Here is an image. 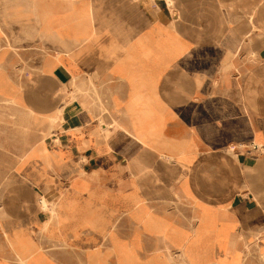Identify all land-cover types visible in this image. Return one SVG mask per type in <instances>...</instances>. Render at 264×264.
Instances as JSON below:
<instances>
[{
	"label": "crops",
	"instance_id": "crops-1",
	"mask_svg": "<svg viewBox=\"0 0 264 264\" xmlns=\"http://www.w3.org/2000/svg\"><path fill=\"white\" fill-rule=\"evenodd\" d=\"M0 9V264H264V0Z\"/></svg>",
	"mask_w": 264,
	"mask_h": 264
},
{
	"label": "bare ground",
	"instance_id": "bare-ground-1",
	"mask_svg": "<svg viewBox=\"0 0 264 264\" xmlns=\"http://www.w3.org/2000/svg\"><path fill=\"white\" fill-rule=\"evenodd\" d=\"M167 1V4L168 5H170V6H172L173 5V3H174V0H166ZM91 2V1H90ZM176 2V1H175ZM177 15V14H176ZM177 18V17H176ZM56 86H58V85H56ZM43 96V95H42ZM145 98V97H144ZM141 100H142V98H141ZM142 103V102H141ZM144 103V102H143ZM54 105V104H53ZM144 105V104H143ZM56 106V105H55ZM117 106V105H116ZM129 108H131V107H129ZM128 108V109H129ZM133 108V107H132ZM148 108V107H147ZM58 109V108H57ZM146 110V109H145ZM149 111H151V110H149ZM59 112H60V109L59 110H57L55 113H53V114H46V118H50L51 120H52V122L53 121H55L56 119H57V117L59 116ZM131 112H133V111H131ZM143 112V111H142ZM32 113V112H31ZM128 113V112H127ZM137 113V112H136ZM144 113V112H143ZM94 115V114H93ZM134 115V114H133ZM143 116V115H142ZM139 120V119H138ZM135 121V120H134ZM133 121V122H134ZM50 122V121H49ZM117 122V121H116ZM52 124V123H51ZM107 125L104 127V129H102V134H104L105 136H107V137H110V135H111V133L114 131V130H117V126H114L112 129L110 128V124L109 123H106ZM123 127V126H122ZM71 130V129H70ZM101 133V132H100ZM51 135V134H50ZM53 135V134H52ZM46 137V136H45ZM50 137V136H49ZM55 138H57V137H55ZM139 138V137H138ZM145 140V139H144ZM147 143H148V140H147ZM150 145V144H149ZM152 145V144H151ZM154 145V144H153ZM174 146V145H173ZM160 147V146H159ZM45 148V147H44ZM169 150V149H168ZM172 151V150H171ZM174 152V151H173ZM175 153V152H174ZM173 155H175V154H173ZM169 156H171V155H169ZM217 192V191H216ZM158 229H160V227L158 228ZM188 229V228H187ZM200 229V228H199ZM228 257V256H227ZM220 258V257H219ZM193 259V258H192ZM194 261V260H193Z\"/></svg>",
	"mask_w": 264,
	"mask_h": 264
},
{
	"label": "rangeland",
	"instance_id": "rangeland-1",
	"mask_svg": "<svg viewBox=\"0 0 264 264\" xmlns=\"http://www.w3.org/2000/svg\"><path fill=\"white\" fill-rule=\"evenodd\" d=\"M176 0H174V3H173V5L172 6H170V8H173V6H175V2ZM4 3V0H3V2H2V0H0V6L2 5ZM7 18V16H5L4 14H2V12H1V9H0V24H1V21H6L5 19ZM3 44V41H2V39H0V45H2ZM5 45V49H3V48H1L2 50H5V51H15L16 50V48H15V46H14V44L11 42L10 44L8 43L7 45H6V43L4 44ZM2 47H3V45H2ZM172 47H176L177 48V46L176 45H174V44H171V47L170 48H172ZM178 49L180 50L181 49V47H179L178 46ZM2 52L3 51H1L0 52V54H2ZM171 59H173V58H171ZM7 81L6 80H0V89L1 88H4L6 85H7Z\"/></svg>",
	"mask_w": 264,
	"mask_h": 264
}]
</instances>
